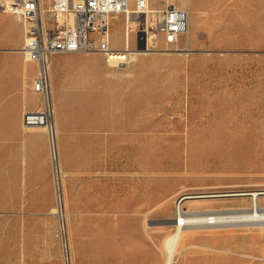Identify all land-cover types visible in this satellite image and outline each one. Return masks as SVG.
Listing matches in <instances>:
<instances>
[{
    "label": "rangeland",
    "instance_id": "1",
    "mask_svg": "<svg viewBox=\"0 0 264 264\" xmlns=\"http://www.w3.org/2000/svg\"><path fill=\"white\" fill-rule=\"evenodd\" d=\"M189 7L190 32L180 44L188 50L159 42L121 66L98 52L51 59L58 172L47 128L33 127L45 132L51 178L31 202L24 166L40 144L24 129L15 135L14 120L7 135L0 129V264H163L160 246L186 192L264 188V0H191ZM7 27L17 36L13 19L0 15V48ZM111 29L123 48V16ZM145 40L134 32L131 48ZM0 54L22 67L17 53ZM27 72L36 73L34 63ZM59 195L66 247L54 211ZM159 195L162 205L151 201ZM251 201L222 195L192 208L216 215ZM234 225L193 228L177 264H264V224Z\"/></svg>",
    "mask_w": 264,
    "mask_h": 264
},
{
    "label": "built area",
    "instance_id": "2",
    "mask_svg": "<svg viewBox=\"0 0 264 264\" xmlns=\"http://www.w3.org/2000/svg\"><path fill=\"white\" fill-rule=\"evenodd\" d=\"M0 11L13 14L21 21L24 31L22 52L26 61L38 64L33 89L42 95V106L24 113L26 126H45L54 146L55 109L51 86V59L59 53H90L103 55L110 66L129 61L131 37L143 33L151 48L159 42L166 50L188 48L180 46L190 32L191 10L182 0H0ZM124 19L123 48L113 43L112 22ZM130 41V43H129ZM54 167H58L52 149ZM177 203V211L183 209ZM180 213V212H179ZM207 225H215L214 214L208 215ZM65 239V227L61 226ZM65 247L66 239H65Z\"/></svg>",
    "mask_w": 264,
    "mask_h": 264
},
{
    "label": "crops",
    "instance_id": "3",
    "mask_svg": "<svg viewBox=\"0 0 264 264\" xmlns=\"http://www.w3.org/2000/svg\"><path fill=\"white\" fill-rule=\"evenodd\" d=\"M0 15L11 17L16 23L18 31L17 36L13 35L10 33L11 27H7L6 30L8 34L4 38L6 42L4 44L5 47L0 48V53L9 55L17 53L19 59L22 61L21 67L15 65L9 58L1 56L0 54V129L3 136L7 135L6 132L9 128L8 122L14 120L17 122L15 135H22L21 132L24 129L26 133L25 137H27L31 143L38 142L40 144L39 152L38 150H32L28 153L29 157L25 160L26 163L24 166L23 183L26 186V192L24 191V194L26 197L27 193L28 199L32 202L37 200V196L40 193V186L51 178L48 162L49 148L45 132L41 129L33 128L38 126H26L23 119L26 111H34L42 106L41 93L35 90L28 91L27 89L28 86L32 85L38 74V64L35 61H26L24 58V54L21 50L24 43V31L21 21L8 12L0 11ZM29 63H34L36 66V73L33 76H30L27 72V64ZM102 69H104V65ZM39 94L41 95V99ZM39 154L41 160L38 159ZM1 193H3V190H1ZM33 207L37 210H42L39 204L33 205Z\"/></svg>",
    "mask_w": 264,
    "mask_h": 264
},
{
    "label": "bare ground",
    "instance_id": "4",
    "mask_svg": "<svg viewBox=\"0 0 264 264\" xmlns=\"http://www.w3.org/2000/svg\"><path fill=\"white\" fill-rule=\"evenodd\" d=\"M182 2H183V5L188 6V5H190L191 0H182ZM113 23H114V21L112 22V24ZM113 28H114V26H113ZM142 37L143 36L141 34V37L137 39V44L141 43V41L143 39ZM140 39H141V41H139ZM129 43H130V41H129ZM188 49H190V48H184V49H181L178 51L182 52V51L188 50ZM154 50L156 51V49L151 48L150 44L147 43V41L145 40V44H144L143 48H140L138 46L136 48H131V50L128 51L127 57L129 58V62H130L131 60H134V59L136 60L137 55H139L141 53H145V54L150 53ZM94 64H96V63H94ZM102 68H103V66H102ZM94 69H97V68L94 67ZM24 77H25V75H24ZM57 126L58 125L55 124V129H54V133H53V135H54V146H52V149L54 147L55 150H57V147H58L57 138H56V132L58 131ZM189 130H190V135H189L190 138H189L188 142L192 143V142H194V138L196 139V137L193 136L192 126L190 127ZM227 137H229V135ZM231 138H232V136H231ZM50 140H52L51 137H50ZM236 154H238V152ZM247 154H248V152H247ZM247 154H245V155H247ZM56 172H58V167L56 168ZM222 195H233V196L249 195L251 200H252L251 201L252 203H251L250 207H245V206L231 207L226 212H221V213L218 212L216 215L214 214V217L216 220L215 225H219V226L221 225L220 227H222L223 225L228 226V224H235V225L237 224V226H240V224L243 225L246 223L249 225L264 224V205L260 204L261 195H263V197H264V188L250 189V190L235 189V190H229L226 192H221V191L186 192L180 198L183 200L178 204L179 207H183L184 211L182 209L178 210V215L176 216V218L174 220L175 229L173 231H171L170 233H168L164 237V239L162 240L161 246H160L162 249V252H163V258H164L163 264H177L179 257H180L179 254L184 253L185 249L189 245L192 244V243L190 244V239L196 235V232L194 231L196 229H193V228H195V227L199 228L197 226H200V228H201V226L204 227L207 225L206 223L208 221V216H207L208 214L206 215V213L203 210H195L197 207L192 208V206H199L202 204L204 205V204H206L205 201L209 200V198L216 197V196H222ZM166 200L167 199H164L161 195H159L157 197H154L151 201L152 202L157 201L159 205H162L163 202ZM178 202H179V200H178ZM184 203H185V205H184ZM148 205H149V203H148ZM204 206H206V205H204ZM204 210H211V209L205 208ZM54 211L57 212L60 216L64 215L65 207H64V200H63L62 195H59L58 206H56ZM61 219L63 221L62 225H63V227H65L64 218L62 217ZM219 226L217 228H219ZM208 228H211V225ZM184 254L186 255V253H184Z\"/></svg>",
    "mask_w": 264,
    "mask_h": 264
}]
</instances>
